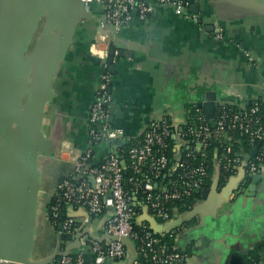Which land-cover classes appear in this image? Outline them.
Instances as JSON below:
<instances>
[{
	"label": "crops",
	"instance_id": "crops-1",
	"mask_svg": "<svg viewBox=\"0 0 264 264\" xmlns=\"http://www.w3.org/2000/svg\"><path fill=\"white\" fill-rule=\"evenodd\" d=\"M47 1L0 0V208L8 214L7 205L17 206L10 213L17 216L10 220L0 213V231L29 227L12 239L0 236V251L29 260L62 250L48 204L88 146L89 109L103 71L91 55L99 57L107 47L98 33L102 11L97 4L88 11L78 0L71 11ZM194 4L198 13L190 10L198 20L159 7L148 20L134 18L113 41L117 54L109 121L124 130L121 140H134L156 118L169 116L179 154L191 112L208 94L220 104L264 103V0ZM18 102L20 111L12 120ZM119 140L98 144L94 162L102 163ZM237 143L244 162L258 152V146L247 148L241 138ZM27 149L35 158L24 157ZM221 170L217 163L211 185L168 223L152 218L142 204L140 218L155 231L170 234L171 246L185 255L186 264H233L236 259L257 264L264 257V166L248 171L235 165L226 176ZM242 185L245 190L238 192ZM67 213L83 226L75 235L77 247L84 233L110 239L104 224L111 208L93 215L72 204ZM123 242L126 258L106 264H149L133 242Z\"/></svg>",
	"mask_w": 264,
	"mask_h": 264
},
{
	"label": "built area",
	"instance_id": "built-area-1",
	"mask_svg": "<svg viewBox=\"0 0 264 264\" xmlns=\"http://www.w3.org/2000/svg\"><path fill=\"white\" fill-rule=\"evenodd\" d=\"M81 1L88 11L95 4L101 8L98 33H103V43L107 47L99 53L103 71L89 109L88 146L75 159L73 173L56 186L52 196L56 203L49 207L48 219L53 225L59 222L65 201L84 207L93 215H102L107 208H111V216L104 227L114 238L104 243L84 233L79 247L60 251L61 264H106L108 259L121 261L129 254L122 240L124 237L134 243L149 264H186L185 255L169 245L162 237L164 234L155 231L136 211V206L142 204L152 218L168 223L174 213L180 212L186 205L187 198L200 193L207 184L208 170L203 161L192 165L179 154L172 165L167 150L170 147L169 138H174L176 134L173 120L169 116L156 118L142 134L143 138L129 149L125 160L113 149L102 163L97 164L94 162V151L98 144H111L126 138L124 130L109 121L113 104L110 57L117 34L129 27L134 18L150 19L159 7H167L176 15L193 20H198V14L190 10L188 0ZM222 31L219 29L217 36L222 37ZM194 118L191 124H186V133L183 130L180 135L184 149L191 141L186 138L187 135L195 139L188 155L199 154L205 158L215 139L221 141L226 133L239 130L247 135L252 144L261 143L257 154L244 162L240 156L231 157L232 147L227 145L218 163L230 173L234 172L232 165L244 166L248 171H258L264 166V114L259 100L248 107L219 104L214 125L200 107L194 109ZM127 168L133 170V175L128 178L125 176ZM177 170L180 171L174 175ZM128 183L133 186L131 190L127 187ZM244 186H240L238 192L244 191ZM177 202L182 205H177ZM135 219L139 227L135 226ZM60 224L58 234L61 236L73 232L77 221L75 217L67 216ZM82 228L81 225L75 231ZM88 254L92 256L90 262L86 260ZM56 259L57 256L44 264H56ZM6 263V260H0V264ZM259 264H264V257Z\"/></svg>",
	"mask_w": 264,
	"mask_h": 264
},
{
	"label": "trees",
	"instance_id": "trees-1",
	"mask_svg": "<svg viewBox=\"0 0 264 264\" xmlns=\"http://www.w3.org/2000/svg\"><path fill=\"white\" fill-rule=\"evenodd\" d=\"M113 73V71H112ZM260 106L263 109V114H264V103L262 101H260ZM231 107V106H230ZM193 120H195L194 118V111L191 112V117L190 120L188 121V125L191 124L193 122ZM185 125V132L186 133V129L187 126ZM232 137V139L230 140L229 138ZM143 135L139 136L136 139H132L130 143H120V145L115 149L116 154L120 155L122 159H126L127 158V153L129 151V149L135 144V142L139 139H142ZM187 139L191 140L188 145L186 146V148H182L181 151L179 152V154L182 155L183 159L187 160L188 162H190L192 165H197L200 162L203 161V163L205 164V166L207 167L208 170V178H207V184L206 187H209L211 185L212 182V177L214 176V174L216 173V168H217V163L220 157H222V155L225 153V148L227 145H231L232 147V152L230 153L231 157H237V151H238V143L237 141L239 140V138L243 139L244 141V145L248 148L250 146H258V150L260 149V147L262 146L260 142H257L255 144H252L249 140V138L247 137L246 134H244L242 131H234L229 133V137L226 138L224 135L222 136L221 141L218 140H214L209 149H208V153L207 156L205 158H202L199 154H192V155H188V153L192 150L194 144H195V139L193 137H191L190 135L186 136ZM171 142V143H170ZM169 143H170V147L167 150V154L168 156L172 159V165L176 162L178 151L175 150L174 147V143H175V138L170 137L169 138ZM188 146L190 148H188ZM216 150H218V155H216ZM95 152V151H94ZM235 166L232 165V169H234ZM221 171H222V175L226 176L227 174L230 173V171H226V168L224 167V165L221 166ZM180 170H177L174 172V175L177 174ZM133 175V170L131 168H127L126 172H125V176L128 178L130 176ZM163 177V176H162ZM127 187L131 190V188L133 187L130 183L127 184ZM131 194H133V191H131ZM141 195V193H140ZM197 195V194H196ZM192 196L190 198H187L185 204L183 206V208H181V211H185L188 208H190V206L192 205V201L194 200V197L196 196ZM140 197V196H139ZM56 203L55 198H52L51 202L48 204L49 207H51L53 204ZM177 205L179 204L180 206L182 205L181 203L177 202ZM68 205H72V203H69L67 201L62 203V212L60 213L59 216V222L54 224V227L56 230L59 229V225H60V221L64 220L68 215L67 213V207ZM136 211L137 213H140V209H139V205L136 206ZM146 223H148V225H150L148 220H145ZM137 219H135V226L139 227V225H137ZM78 227V224H75L73 227V232L71 233H64L61 235V249L63 250L64 248L67 247L69 242H72L75 239V235L74 233L76 232V228ZM76 234V233H75ZM164 238L165 241L168 242L169 245L173 244V239L172 236L170 234H164L162 236ZM105 243V241H103ZM233 264H240L238 262V260L236 259V261L233 262ZM259 264V263H257Z\"/></svg>",
	"mask_w": 264,
	"mask_h": 264
},
{
	"label": "water",
	"instance_id": "water-1",
	"mask_svg": "<svg viewBox=\"0 0 264 264\" xmlns=\"http://www.w3.org/2000/svg\"><path fill=\"white\" fill-rule=\"evenodd\" d=\"M49 1V0H48ZM48 1L46 2V4H48ZM55 1V3L57 2V5H62V6H65L67 9L71 10V11H75L74 9V3L77 2L78 0H53ZM191 4V10L195 11L196 13H198V5L194 4V0H188ZM80 6H82L84 9H85V5L83 3V1L80 0ZM81 7V8H82ZM3 27V26H2ZM23 34V33H21ZM24 39V38H23ZM22 39V40H23ZM23 42V41H22ZM42 47V42L39 44V49ZM117 54V51H116V48L115 47H112L111 48V57H110V62H111V66H110V69L114 70V58ZM122 55V53H121ZM92 59L97 63V64H101V59L95 55H91ZM102 65V64H101ZM219 102H217V98L214 94H208L206 99L204 101H201L199 104H198V107L200 108H203L204 111H205V115L206 117L208 118V120L210 121V123L212 125L215 124V118H216V112H217V107L219 106ZM42 105V103L40 102V105L39 107ZM20 107H21V102L17 103V106H16V111H15V114L12 118V120H14L15 118H17L18 116V112L20 111ZM112 113V112H111ZM112 118V116L110 117ZM229 134L226 133L225 136H228ZM120 143H130L131 140H119ZM31 149H27V153H22L24 155V157H28V158H35V153L32 152V150L30 151ZM62 182V181H61ZM60 182V183H61ZM207 189H205L204 191H206ZM7 208H8V214H3V211H5L4 209L0 208V213L2 214L1 216V219H11L13 217H16L17 215H12L10 213H13L15 211V208H17V206H10V205H7ZM28 215V214H27ZM27 215H26V218H27ZM61 224L59 225V228H61ZM27 233L29 232V227H27V229L25 228H22V229H12V230H1L0 231V236L3 237L5 236V238L7 239H12L14 235L18 234V233ZM82 234V232H81ZM81 234L79 233V236H81ZM109 235V234H108ZM110 236V235H109ZM110 238H114L112 236H110ZM76 239V238H75ZM80 240V239H79ZM123 241L124 240H128L130 242H132L129 238H126L124 237L122 239ZM77 241V242H76ZM79 241L78 239L77 240H74V242L72 244H70L69 246H67L65 248V252H67L68 250L72 249V248H75L77 247L79 244ZM62 253H56L54 254L53 256L51 257H48L47 259H41V260H29V259H24L22 257H17V256H14L13 254L11 253H8V252H5V251H0V260H6V264H27V263H33V264H44L48 261H53L54 258L57 256V259H56V264H61V256ZM86 260L88 262H90L92 260V256L90 254H88L86 256Z\"/></svg>",
	"mask_w": 264,
	"mask_h": 264
},
{
	"label": "bare ground",
	"instance_id": "bare-ground-1",
	"mask_svg": "<svg viewBox=\"0 0 264 264\" xmlns=\"http://www.w3.org/2000/svg\"><path fill=\"white\" fill-rule=\"evenodd\" d=\"M171 143V142H170ZM111 151V150H110Z\"/></svg>",
	"mask_w": 264,
	"mask_h": 264
}]
</instances>
